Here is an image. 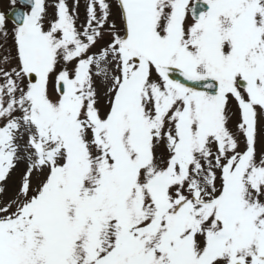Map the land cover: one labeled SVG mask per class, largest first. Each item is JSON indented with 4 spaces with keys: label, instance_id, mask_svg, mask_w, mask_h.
Segmentation results:
<instances>
[{
    "label": "snow or ice",
    "instance_id": "6c2138e0",
    "mask_svg": "<svg viewBox=\"0 0 264 264\" xmlns=\"http://www.w3.org/2000/svg\"><path fill=\"white\" fill-rule=\"evenodd\" d=\"M79 4L0 10V264H264V0Z\"/></svg>",
    "mask_w": 264,
    "mask_h": 264
},
{
    "label": "rangeland",
    "instance_id": "374dc122",
    "mask_svg": "<svg viewBox=\"0 0 264 264\" xmlns=\"http://www.w3.org/2000/svg\"><path fill=\"white\" fill-rule=\"evenodd\" d=\"M49 3H54V0H49ZM68 3L71 6L73 4V0H68ZM17 6H19V4ZM8 7H9L8 0H0V10H8ZM50 11H52L51 8H50ZM79 12H80V21H83L84 20V12H85V0H80ZM10 42L11 41H9V43ZM22 167H23V165H21V168ZM19 171H20V169L18 168L16 170V172L13 173L12 178H10V180H9V192L4 197L5 199H7L8 196L12 195L13 188H14L13 182L18 177Z\"/></svg>",
    "mask_w": 264,
    "mask_h": 264
}]
</instances>
